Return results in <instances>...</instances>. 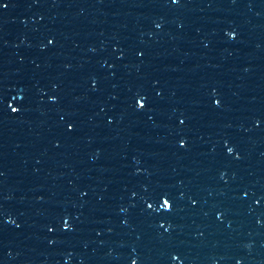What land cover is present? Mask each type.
Wrapping results in <instances>:
<instances>
[{"label": "snow or ice", "instance_id": "obj_1", "mask_svg": "<svg viewBox=\"0 0 264 264\" xmlns=\"http://www.w3.org/2000/svg\"><path fill=\"white\" fill-rule=\"evenodd\" d=\"M13 111H16V109L14 108Z\"/></svg>", "mask_w": 264, "mask_h": 264}]
</instances>
